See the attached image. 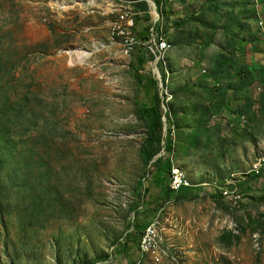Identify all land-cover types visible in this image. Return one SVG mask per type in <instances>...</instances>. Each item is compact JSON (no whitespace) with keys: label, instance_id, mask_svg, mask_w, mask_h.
Masks as SVG:
<instances>
[{"label":"rangeland","instance_id":"374dc122","mask_svg":"<svg viewBox=\"0 0 264 264\" xmlns=\"http://www.w3.org/2000/svg\"><path fill=\"white\" fill-rule=\"evenodd\" d=\"M152 1L0 0V264H264V64L244 75L250 65L234 60L235 42L261 35L256 12L233 0ZM131 16L138 44L126 57L116 28ZM143 46L136 71L156 80L174 137L160 154L201 195L180 203L224 221L198 236L196 255L184 231L166 239L173 173H149L142 157L136 103L150 99L132 62ZM236 180L244 198L233 203L219 190ZM154 222L161 246L144 253Z\"/></svg>","mask_w":264,"mask_h":264},{"label":"trees","instance_id":"16d2710c","mask_svg":"<svg viewBox=\"0 0 264 264\" xmlns=\"http://www.w3.org/2000/svg\"><path fill=\"white\" fill-rule=\"evenodd\" d=\"M156 2V0H154ZM162 1V0H160ZM157 3V2H156ZM153 30L155 32L158 31V26L153 25L150 29L144 31L142 35L143 41H148V34ZM149 49L145 46L141 47L137 52L136 57L134 58V62H132V69L135 70L137 74L138 84L141 82L145 83V91L148 94V98L150 99L149 105L136 103V113L140 118H142L148 127V137L145 143L142 146L141 153L142 157L147 165L149 166V173L156 169L154 173H161L162 171L172 173L173 171V163L171 157L162 156L160 153L162 150L171 152L174 150V137H172V129H167V133L165 136V125L166 121H164V117H167V122H170L169 113L164 110L165 101L161 95L160 88L157 86L156 80L153 77H149L148 79H144L143 74H140L136 71L139 70L138 66L143 65L148 59ZM248 69V70H247ZM242 74L250 75L249 68L243 67L240 69ZM262 73L264 74V69H262ZM262 74V75H263ZM162 81L164 83L165 73L162 70ZM144 89V88H143ZM163 142H165V146H162ZM160 154V156H158ZM158 156L155 160L154 158ZM154 160V161H153ZM258 174V173H256ZM256 174L254 175L255 177ZM161 174L157 176L160 177ZM173 178V176H172ZM147 178L143 181L144 190L141 192L140 198L145 200L148 192L150 191V186H148ZM170 192L173 191L170 186ZM200 193L196 187H184L181 191L176 192V202H183L188 200H196L200 198Z\"/></svg>","mask_w":264,"mask_h":264},{"label":"crops","instance_id":"0c3cea01","mask_svg":"<svg viewBox=\"0 0 264 264\" xmlns=\"http://www.w3.org/2000/svg\"><path fill=\"white\" fill-rule=\"evenodd\" d=\"M234 8H243L245 9L246 5L252 6L251 9L255 11V15H253V18H257L259 21V32L261 35H258L259 33H253L251 31V35L257 39H253L251 37H243L241 40L235 42L238 43V55L235 56V61L239 63H246L249 64L248 66L250 74L255 75L256 74V69L257 65L261 67L259 64L263 63L264 64V51L263 54L259 53L261 49L258 47L257 48V43L260 42V44H263L262 41L259 40V36L264 40V25L261 26V22L263 21L264 23V0H261L258 4L255 2V0H233ZM236 12V13H240ZM254 23V21H253ZM258 27V26H257ZM236 29L239 27L237 24L235 25ZM242 30V27H241ZM247 34V33H246ZM248 35V34H247ZM259 54L263 55L262 58H259ZM238 57V59H237ZM253 64H256L255 68H253ZM264 69V68H262ZM261 69V72H262ZM258 73V72H257ZM253 75V76H254ZM264 74L262 75V77ZM232 126L235 124L232 123ZM175 192V191H173ZM228 201V200H227ZM176 202V201H174ZM167 205L165 208L162 209L163 218H162V223H165V226H170L169 232H168V237L166 236V239L172 240L174 237L179 234L178 230L184 231V235H182V240H186L188 244H190V248L187 249L189 250L187 253H193V254H198V246L196 244V240L198 241L199 239L198 236L200 234H205V233H219L221 230L222 226L224 225V221L222 220V223H219L218 217H214L213 215H210L208 213L207 209H204V207L200 203H169L167 202ZM170 222V223H169ZM176 224V228H175ZM177 225L180 226V229H177ZM211 230V231H210ZM183 234V233H182ZM181 237V235H180ZM201 240V239H200ZM179 241V240H178ZM193 242V243H192ZM168 243H171L170 241L167 242L165 245ZM193 245H197L196 247H193Z\"/></svg>","mask_w":264,"mask_h":264},{"label":"bare ground","instance_id":"6f19581e","mask_svg":"<svg viewBox=\"0 0 264 264\" xmlns=\"http://www.w3.org/2000/svg\"><path fill=\"white\" fill-rule=\"evenodd\" d=\"M168 0H162L161 2L164 3ZM129 19L125 23V27H118L116 28V35L119 36L123 41V53L126 57H132L135 52L136 43H131L133 40H135V35L133 33L134 25H135V19L131 17H128ZM131 19V20H130ZM263 25V24H262ZM170 49V44L163 39V43L160 45L158 49V55L159 57H164L163 55ZM76 53L80 54V51H77ZM166 56V55H165ZM158 57V56H157ZM162 60V58H161ZM173 171V170H172ZM255 172V171H254ZM173 178L179 179L182 183L183 187H193L187 180L186 176L180 172V170H174L172 172ZM256 173V172H255ZM239 180L234 181V185ZM229 185H233L232 183H229ZM239 183V182H238ZM226 186V185H225ZM231 187V186H230ZM154 235L157 236V240L159 237V231L157 228H154ZM158 248V244H150L146 245L143 249L144 253L152 252Z\"/></svg>","mask_w":264,"mask_h":264},{"label":"built area","instance_id":"2783aa9c","mask_svg":"<svg viewBox=\"0 0 264 264\" xmlns=\"http://www.w3.org/2000/svg\"><path fill=\"white\" fill-rule=\"evenodd\" d=\"M132 18H134V17H132ZM155 42H156L157 53H158V49H159L160 45L163 43V38L160 37ZM131 43H136V45L138 44L136 36H135V40H133ZM242 123L243 124L247 123V119L245 116L242 117ZM257 173H259V170H257ZM170 185H171L172 190L175 192H178V191L180 192L181 189L184 188L182 183L180 182V180L175 179V178H172ZM219 191L223 194V197L226 200L231 201L233 203L241 202L244 198L243 194L241 193V190L239 189V186H236V185H234L233 187H230V188H222V190H219ZM155 227H156V223L154 222L153 224H151L146 229L145 234L141 240V245H140L141 251H143V249L145 248L146 245L159 244L161 246V244L157 240V236L154 235V228Z\"/></svg>","mask_w":264,"mask_h":264},{"label":"water","instance_id":"95a60500","mask_svg":"<svg viewBox=\"0 0 264 264\" xmlns=\"http://www.w3.org/2000/svg\"><path fill=\"white\" fill-rule=\"evenodd\" d=\"M152 5H153V7L155 8V4H154V2L152 1V0H148ZM155 12H156V10H155ZM158 156H160V154L158 155ZM158 156H156L155 158H154V160L158 157ZM153 160V161H154Z\"/></svg>","mask_w":264,"mask_h":264},{"label":"clouds","instance_id":"9594fccd","mask_svg":"<svg viewBox=\"0 0 264 264\" xmlns=\"http://www.w3.org/2000/svg\"><path fill=\"white\" fill-rule=\"evenodd\" d=\"M155 4V3H154ZM157 13V12H156ZM135 53V52H134ZM134 55V54H133ZM164 121H166V120H164ZM165 127H166V125H165ZM194 187V186H193Z\"/></svg>","mask_w":264,"mask_h":264}]
</instances>
